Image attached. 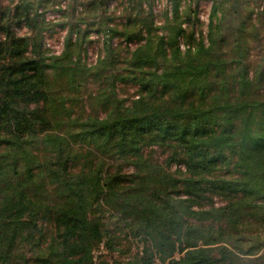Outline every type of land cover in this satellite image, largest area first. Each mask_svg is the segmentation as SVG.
Wrapping results in <instances>:
<instances>
[{"label": "trees", "instance_id": "16d2710c", "mask_svg": "<svg viewBox=\"0 0 264 264\" xmlns=\"http://www.w3.org/2000/svg\"><path fill=\"white\" fill-rule=\"evenodd\" d=\"M212 1L209 42L185 51L188 29L153 35L152 11L135 31L98 22L108 45L95 66L65 58L89 31L81 22L62 24L58 56L43 49L39 15L23 38L0 21V264H97L96 250L117 242L111 225L143 244L134 264H264V69L251 70L244 37L253 10ZM118 33L143 43L123 58ZM51 78L75 93L101 81L89 99L104 115L65 100L56 118ZM119 81L143 91L126 100ZM154 145L170 151L165 165L145 156ZM207 190L226 203L203 204Z\"/></svg>", "mask_w": 264, "mask_h": 264}, {"label": "rangeland", "instance_id": "374dc122", "mask_svg": "<svg viewBox=\"0 0 264 264\" xmlns=\"http://www.w3.org/2000/svg\"><path fill=\"white\" fill-rule=\"evenodd\" d=\"M25 2L28 3L27 6ZM176 5L179 7L177 16L174 14ZM244 7L245 13L253 10L251 20L244 32L245 39L251 42V49L246 60L252 71L256 69L261 71L264 69V0H249ZM193 10L195 14L193 19L196 21L192 26L187 18ZM212 10V0H98V2L94 0H0V21L3 27L10 23L11 30L23 38L31 32L26 20L29 18L33 23L31 18H37L39 15V21L45 20L47 23L43 49L47 55L58 56L63 55L69 31L68 26L64 27L62 24L81 22V26L83 28L88 26L89 31L85 39L81 38L77 45L75 44L66 51L65 58L81 56L84 63L95 66L105 56L106 45H108L106 37L96 32L97 23L100 21L109 23L119 32H130L136 29L135 18L143 20L149 17L152 11L153 21L160 26L153 35H159L162 31L175 33L176 25L180 22L184 28L188 29L186 35L180 38L181 49L185 51L188 46L198 47L202 41L206 44L209 42L208 25ZM27 12L31 16L27 17ZM157 40L156 38L155 44ZM111 42L123 58L143 43L136 39L130 41L126 35L121 33L115 34ZM225 50H218V54ZM211 81L215 82L219 79ZM65 83V81L60 82L51 78L45 84L47 90L50 91L51 113L57 115L56 118L59 119V114L61 115L59 105L65 100H68V105L77 113L86 110L89 113L104 115L102 112L104 106L89 99V94L98 90L101 81L90 79L86 82V86L79 89L77 93L67 89ZM117 90L119 95L126 100L139 97L143 91L139 84L121 81L118 82ZM144 154L163 165L171 158L169 150L166 151L155 145L146 147ZM168 167L173 172L186 171L185 166L176 161ZM126 170L132 171L133 167L127 166ZM205 196L208 198L203 200V204L210 202V199L216 206L226 203L222 195L214 194L210 190L205 192ZM110 228L112 234L115 233L118 237L117 242L114 248L100 246L95 252V261L97 264H134V256L143 249V244L125 239L126 234L118 232L115 225H111Z\"/></svg>", "mask_w": 264, "mask_h": 264}]
</instances>
